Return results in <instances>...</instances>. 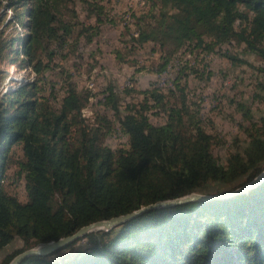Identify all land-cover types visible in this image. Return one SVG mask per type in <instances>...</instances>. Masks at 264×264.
<instances>
[{
	"label": "trees",
	"instance_id": "16d2710c",
	"mask_svg": "<svg viewBox=\"0 0 264 264\" xmlns=\"http://www.w3.org/2000/svg\"><path fill=\"white\" fill-rule=\"evenodd\" d=\"M157 1L161 8L154 22L131 37L134 47L148 42L163 53L157 72L183 47L209 53L230 41L264 65V0ZM72 5L73 0H0V25L8 10L22 29L14 36L0 29V62H22L40 75L53 49L71 44L74 28L64 13L70 10L76 17ZM97 29L81 26L77 38L86 36L89 42ZM37 81L16 82L0 93V250L13 237L22 241L1 264L25 249L156 201L234 190L264 170V116L250 121L241 104L237 109L249 123L243 130L245 145L220 162L212 153V136L183 98L172 104L158 89H146L140 102L126 104L119 113L118 97L108 85L106 105L127 139L125 147L111 150L103 145L101 129L109 130L112 121L96 117L97 126L84 122L87 95L64 79L63 95L53 106L38 96ZM150 109L163 114L162 123L150 122ZM14 148L21 156L13 161ZM10 167L23 184V203L3 189ZM213 185L228 189L207 191ZM19 264H264V181L234 197L147 211Z\"/></svg>",
	"mask_w": 264,
	"mask_h": 264
},
{
	"label": "rangeland",
	"instance_id": "374dc122",
	"mask_svg": "<svg viewBox=\"0 0 264 264\" xmlns=\"http://www.w3.org/2000/svg\"><path fill=\"white\" fill-rule=\"evenodd\" d=\"M92 5L98 9H92ZM71 8L76 17H71L70 10L64 13L65 21L69 20L74 28L70 46L63 50L52 46L51 49L55 48L53 57L48 62L49 56L43 55L42 61L48 63L38 76L30 68H24L22 62L17 66L0 62V93L14 87L16 82L38 79V96L50 99L51 105L57 106L64 92V79H67L78 94L87 95L81 109L86 124L97 126L96 117L112 121L111 128H103L101 132L105 136L103 145L115 150L125 147L127 139L114 120L113 110L106 105L105 88L108 85L113 88L118 97L119 113L124 112L126 104L140 102L143 90L156 88L168 96L169 103L179 105L181 98L184 99L191 114L212 136V153L218 161L223 162L227 154L244 147L243 130L249 123L243 119L237 105L248 108L252 122L264 116V72L258 71L264 65L255 56L244 54L242 45L230 41L209 53L183 47L166 60L163 70L157 72L163 61L158 47L148 42L134 47L131 41L132 36L154 22L153 16L161 8L157 0H73ZM2 18L0 29H4V34L22 33L11 11L7 10ZM87 25H98L89 42L86 36L77 38L76 33L81 26ZM75 38L77 44L72 46ZM231 57L241 61H233ZM18 58L19 61L21 57ZM147 116L153 124L162 123L164 119L163 114L154 109H150ZM20 156L18 148H14L12 160ZM14 171L13 167L7 169L2 186L5 192L23 203V184L15 178ZM226 189V186L213 185L207 191L224 192ZM21 247L22 241L13 237L0 250V264Z\"/></svg>",
	"mask_w": 264,
	"mask_h": 264
},
{
	"label": "water",
	"instance_id": "95a60500",
	"mask_svg": "<svg viewBox=\"0 0 264 264\" xmlns=\"http://www.w3.org/2000/svg\"><path fill=\"white\" fill-rule=\"evenodd\" d=\"M264 181V170L255 178L250 180L249 182L245 183L244 185L230 191L224 194H219L215 196H209V195H202L198 193H190L188 195H185L183 197L170 199V200H162V201H156L151 204H147L145 206H142L136 210H133L131 212H128L126 214L118 215L111 217L106 220H100L93 223H90L88 225H85L78 230H76L74 233L60 237L56 240L49 241L46 243L38 244L34 247L25 249L18 254H16L8 264H19L21 261L28 257L32 256H47L56 250L62 248L63 246L69 244L70 242L75 241L76 239L80 238L81 236L89 233V232H95V231H108L109 229L122 224L125 221H128L132 218H135L147 211L158 209V208H166V207H172L175 205H180L188 202L193 201H207L211 199H226L230 197H234L243 193H246L247 191L255 188L256 186L260 185Z\"/></svg>",
	"mask_w": 264,
	"mask_h": 264
}]
</instances>
